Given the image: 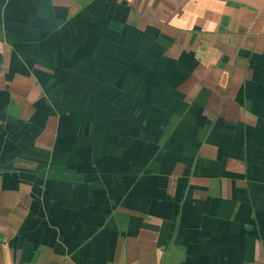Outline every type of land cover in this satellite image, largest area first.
<instances>
[{
  "label": "crops",
  "instance_id": "crops-1",
  "mask_svg": "<svg viewBox=\"0 0 264 264\" xmlns=\"http://www.w3.org/2000/svg\"><path fill=\"white\" fill-rule=\"evenodd\" d=\"M0 264H264V0H0Z\"/></svg>",
  "mask_w": 264,
  "mask_h": 264
}]
</instances>
